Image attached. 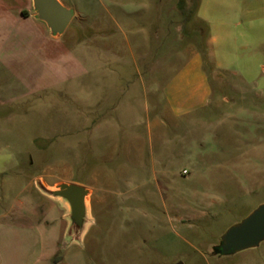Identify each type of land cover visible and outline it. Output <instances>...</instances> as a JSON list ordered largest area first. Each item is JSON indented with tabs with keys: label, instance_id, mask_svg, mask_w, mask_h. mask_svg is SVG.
Listing matches in <instances>:
<instances>
[{
	"label": "rangeland",
	"instance_id": "rangeland-1",
	"mask_svg": "<svg viewBox=\"0 0 264 264\" xmlns=\"http://www.w3.org/2000/svg\"><path fill=\"white\" fill-rule=\"evenodd\" d=\"M60 1L74 15L59 35L32 5L19 9L17 38L28 28L34 41L15 44L13 23V86L0 87V165L13 170V198L37 182L48 192L61 183L88 190L81 227L68 202L67 218L51 214L57 258L264 264V240L213 252L264 202V0L219 1L238 23L222 29L211 57L199 0ZM196 52L206 106L173 117L165 94L177 83L187 86L180 97L193 93L196 78L180 74Z\"/></svg>",
	"mask_w": 264,
	"mask_h": 264
},
{
	"label": "crops",
	"instance_id": "crops-1",
	"mask_svg": "<svg viewBox=\"0 0 264 264\" xmlns=\"http://www.w3.org/2000/svg\"><path fill=\"white\" fill-rule=\"evenodd\" d=\"M219 1L199 0L196 8L197 18L207 25L205 40L207 57H211L213 45L223 40L222 29L233 21L229 11L222 10L227 8V5L230 6V3L223 1L220 4ZM31 5L32 0H0V87L13 86L7 82L13 79V23L16 24L14 38H17L18 11ZM121 9L127 13L124 8ZM237 23V21L232 22L234 25ZM22 31L25 33H20L21 40L17 38L15 44L20 42L21 47L26 48L33 44L34 40L27 33L28 28ZM124 41L128 46L127 40ZM42 42L38 49L48 50ZM53 42L60 41L53 40ZM60 47L62 46H56L55 49L59 48L60 52ZM192 54V59L180 76L196 78V81L191 83L193 93L185 98L180 97V93L187 86L184 87L183 84L181 87V83H177L173 87L174 92L165 94L166 107L173 117L190 115L205 108L210 93L201 54L197 52ZM3 102L8 101L6 99ZM153 122L162 121L155 119ZM15 187L13 170L2 168L0 165V264H75L69 259L74 254L57 258V253L61 249L58 232L51 233L49 229L51 214L54 216L60 213L62 218H67V201L49 194L38 182L26 186L29 197L13 198Z\"/></svg>",
	"mask_w": 264,
	"mask_h": 264
},
{
	"label": "water",
	"instance_id": "water-1",
	"mask_svg": "<svg viewBox=\"0 0 264 264\" xmlns=\"http://www.w3.org/2000/svg\"><path fill=\"white\" fill-rule=\"evenodd\" d=\"M36 18L44 22L51 34H62L71 19L73 10L59 0H32ZM53 196L65 199L70 206V221L77 227L83 224L85 197L88 190L73 183H61L56 190L49 191ZM264 240V202L258 204L241 220L231 224L221 234L217 246L220 254H228L253 248Z\"/></svg>",
	"mask_w": 264,
	"mask_h": 264
},
{
	"label": "flooded vegetation",
	"instance_id": "flooded-vegetation-1",
	"mask_svg": "<svg viewBox=\"0 0 264 264\" xmlns=\"http://www.w3.org/2000/svg\"><path fill=\"white\" fill-rule=\"evenodd\" d=\"M213 252H214V253H217V254H220V253H219V250H218V248H217V246H215V247L213 248Z\"/></svg>",
	"mask_w": 264,
	"mask_h": 264
}]
</instances>
